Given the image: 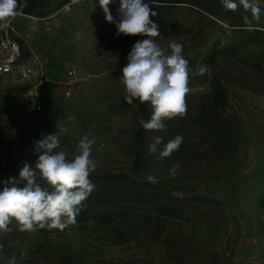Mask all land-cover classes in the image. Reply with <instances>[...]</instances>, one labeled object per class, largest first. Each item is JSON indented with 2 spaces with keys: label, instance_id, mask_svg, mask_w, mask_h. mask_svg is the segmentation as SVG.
Wrapping results in <instances>:
<instances>
[{
  "label": "rangeland",
  "instance_id": "rangeland-1",
  "mask_svg": "<svg viewBox=\"0 0 264 264\" xmlns=\"http://www.w3.org/2000/svg\"><path fill=\"white\" fill-rule=\"evenodd\" d=\"M258 3L264 11V0ZM118 7L119 0L109 5L113 16ZM151 7L160 21V36L154 39L165 48L172 40L182 44L192 69L184 117L166 120L164 130H145L139 121L150 119V102L145 113L138 100L128 105L120 76L131 46L147 37L118 39L98 0H53L40 15L11 18L25 59L36 57L42 72L25 82L14 76L1 79L0 141L34 167L33 141L42 133L58 132L61 144L55 151H65L69 159L77 154L81 137L90 134L95 138L94 172L133 174L130 144L141 127L145 157L140 173L160 177L157 193L173 198L168 203L180 210L162 218L171 245L166 247L162 238L155 241L151 234L119 244L108 228L92 219L64 231L44 229L46 233L21 232L11 223L10 231L0 232V264H9L13 257L16 264H54L49 257L40 261L31 253L55 245L72 247L73 257L78 248L83 259L77 264H232L236 257H264V40L187 4ZM212 55L217 61L213 70L226 92L220 111L233 121L240 137L235 151L225 155L208 151L211 140L194 123L200 97L211 92L209 71L201 76L196 68ZM70 68L76 70V81L67 88ZM33 103L41 110L32 111ZM178 134L183 143L170 158L148 155L154 137L166 144ZM177 161L180 172L171 178L168 171ZM8 177L0 173V182ZM194 196L206 202L182 201ZM119 221L153 224L156 219L143 211Z\"/></svg>",
  "mask_w": 264,
  "mask_h": 264
},
{
  "label": "clouds",
  "instance_id": "clouds-1",
  "mask_svg": "<svg viewBox=\"0 0 264 264\" xmlns=\"http://www.w3.org/2000/svg\"><path fill=\"white\" fill-rule=\"evenodd\" d=\"M79 2V0H75ZM105 20L114 24L115 35L141 36L127 54V63L120 76L124 85V101L132 105L134 101L150 102V119H140L145 130H164L166 120L184 117L187 112L185 98L190 92L189 74L192 69L184 57L183 45L172 40L161 47L154 39L160 36L159 25L152 19L157 12L144 0H119L117 15L113 16L109 5L113 0H98ZM27 0H0V31L7 30L10 19L23 14ZM226 10L236 11L241 6L251 12L253 20L259 21L261 7L258 0H222ZM246 23H250L245 16ZM209 66L197 65L198 75H205ZM183 136L176 135L166 144L162 137H154L148 146V155L159 154L161 160L170 158L179 150ZM61 144L58 132L42 133L33 141L31 152L36 155L35 165L25 162L18 176L8 177L0 190V232H8L14 220L21 232L34 233L40 229L64 231L75 224L77 217L86 208V200L95 190L90 175L96 169L92 156L95 138L81 137L76 145V155L69 159L65 151H55ZM162 145V147H161ZM180 163L175 162L168 175L175 178L180 172ZM146 181L159 183L160 177L148 174ZM47 186H42L40 181ZM25 255L24 253L21 254ZM9 264H16L15 257Z\"/></svg>",
  "mask_w": 264,
  "mask_h": 264
},
{
  "label": "trees",
  "instance_id": "trees-1",
  "mask_svg": "<svg viewBox=\"0 0 264 264\" xmlns=\"http://www.w3.org/2000/svg\"><path fill=\"white\" fill-rule=\"evenodd\" d=\"M52 2L53 0H27L23 14L40 15L41 9ZM144 2L150 3L154 8L187 4L211 15L220 16L230 26L252 32L253 35H259L264 40V11L262 8L260 20L256 21L252 19L251 12H246L242 6L236 11L226 10L222 5V0H144ZM245 16L248 17L250 23L245 22ZM152 19L156 23L160 22L156 16L152 17ZM130 37L132 36L121 34L118 39H128ZM23 58H25L24 51ZM216 62L214 55L206 58L203 62L204 65L209 66L208 81L211 92L209 95L200 97L201 100L199 101L198 113L194 118V123L207 140H211L207 147L208 151L216 155H225L235 151L240 137L233 121L220 111L226 101V92L219 84L213 70ZM139 108L142 113L147 112L148 102L139 103ZM130 149L132 152L131 166L133 174L122 170L92 173L90 179L95 184V190L86 200V208L77 217L76 222H86L92 219L94 224L108 228L118 239L117 242L119 244L132 240L137 241L139 237L151 234L155 241L162 238L166 247H169L171 244L169 243L170 237L167 223L162 218L178 215L180 210L177 206H171L168 203L169 200H174L173 198H162L157 193V184L147 182L146 176L140 173L145 157V141L141 127L134 132ZM0 150L3 151L2 157L0 156V173L2 174L15 177L25 162L30 163L26 158L13 155L7 144L1 141ZM40 183L42 186H47L42 180ZM3 186L0 182V190H2ZM182 201L198 204L206 202L205 199L198 196L187 197ZM143 211L152 214L156 219L153 224L150 223L151 226L149 224L150 221H119L122 218L131 219ZM12 223L18 229V225L14 220ZM149 228L151 231H148ZM38 231L46 233L44 229ZM66 248L64 245L39 248L33 251L31 256H35L34 258L40 261L49 257L54 264H77L79 259H83L79 255L78 248L74 247V257L71 251L72 247Z\"/></svg>",
  "mask_w": 264,
  "mask_h": 264
},
{
  "label": "built area",
  "instance_id": "built-area-1",
  "mask_svg": "<svg viewBox=\"0 0 264 264\" xmlns=\"http://www.w3.org/2000/svg\"><path fill=\"white\" fill-rule=\"evenodd\" d=\"M64 7L68 8L67 5ZM42 72L39 61L36 57L23 58L22 47L16 37L10 19V26L7 30L0 31V81L3 77L14 76L20 81H29L36 78L38 73ZM76 81V70L70 68L66 72V81L64 84L70 88ZM35 92V90H34ZM33 92V93H34ZM70 90L65 91L69 95ZM32 94V92H30ZM32 111H40L41 105L29 104Z\"/></svg>",
  "mask_w": 264,
  "mask_h": 264
},
{
  "label": "crops",
  "instance_id": "crops-1",
  "mask_svg": "<svg viewBox=\"0 0 264 264\" xmlns=\"http://www.w3.org/2000/svg\"><path fill=\"white\" fill-rule=\"evenodd\" d=\"M232 264H264V257L262 258H253L250 256L236 257L234 258Z\"/></svg>",
  "mask_w": 264,
  "mask_h": 264
}]
</instances>
